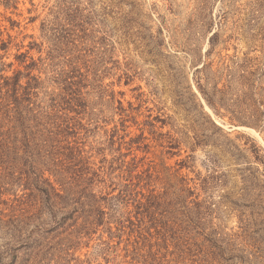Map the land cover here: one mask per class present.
I'll return each instance as SVG.
<instances>
[{
	"label": "rangeland",
	"instance_id": "374dc122",
	"mask_svg": "<svg viewBox=\"0 0 264 264\" xmlns=\"http://www.w3.org/2000/svg\"><path fill=\"white\" fill-rule=\"evenodd\" d=\"M0 69L40 115L78 97L102 211L40 196L0 264H264V0H0ZM33 194L8 187L5 219Z\"/></svg>",
	"mask_w": 264,
	"mask_h": 264
},
{
	"label": "trees",
	"instance_id": "16d2710c",
	"mask_svg": "<svg viewBox=\"0 0 264 264\" xmlns=\"http://www.w3.org/2000/svg\"><path fill=\"white\" fill-rule=\"evenodd\" d=\"M2 70L4 69H0ZM26 76L36 80L29 73ZM20 78V71L13 77L0 74V120L8 123L6 129L0 130V224L4 228L8 223L12 224L13 220L23 221L22 224L25 225V220L38 219L37 212H29L34 209L31 205L40 196V202L46 203L50 213L59 210L62 204L79 203L78 208L81 210L90 205V208H95L94 211L97 209V215L100 216L102 211L97 203V195L92 188L89 189L92 183V178L88 177L90 166L84 167L88 164L87 151L77 141V130L81 124L76 123L75 117L69 115V112L77 111L78 97L68 99L61 94L59 99L49 97V102L46 103L49 111L46 115L44 112L40 115V111L32 107L35 105L31 101L33 84L28 82L23 86ZM68 84L72 86L74 82ZM3 89L5 91H1ZM74 92L78 94L75 90ZM48 116H55V119L48 121ZM43 158L50 162L52 169L49 170L58 174L59 178L55 181L43 177L44 168L40 169V165H37L39 159ZM16 183L23 184L25 189H37L39 195L33 194L30 207H23L19 214L13 212L14 207H10L9 218L5 219L7 214L1 205L9 207L2 197L6 189ZM82 197L85 199L81 201ZM21 202L28 205V198H23ZM75 212L77 209H68L61 218L62 223L74 218ZM99 222L95 217H87L82 227L88 230ZM39 229L41 228H36Z\"/></svg>",
	"mask_w": 264,
	"mask_h": 264
}]
</instances>
